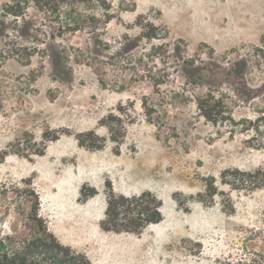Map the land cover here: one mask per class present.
<instances>
[{
    "label": "rangeland",
    "instance_id": "374dc122",
    "mask_svg": "<svg viewBox=\"0 0 264 264\" xmlns=\"http://www.w3.org/2000/svg\"><path fill=\"white\" fill-rule=\"evenodd\" d=\"M17 1L0 0L2 234L29 185L90 264L264 261V0H108L74 33ZM142 192L158 223L102 229L109 193Z\"/></svg>",
    "mask_w": 264,
    "mask_h": 264
},
{
    "label": "trees",
    "instance_id": "16d2710c",
    "mask_svg": "<svg viewBox=\"0 0 264 264\" xmlns=\"http://www.w3.org/2000/svg\"><path fill=\"white\" fill-rule=\"evenodd\" d=\"M29 3L44 16L54 15L58 29L71 33L85 28L96 29L109 18L108 0H18L14 8L10 7V13L14 17L22 16ZM95 10L102 13L103 21ZM62 15L65 16L64 21L59 22ZM260 119L264 121V118ZM256 172L264 182V165ZM240 175L247 187L260 185L244 180V176H248L245 173ZM21 193L22 201L17 213L22 219V230L18 233L11 231V234H2L0 230V264H90L83 255L60 244L47 232L44 221L38 216V196L34 189L28 185ZM160 205L150 192L133 196L109 193L101 227L104 231L138 233L161 220ZM224 264H264V261L253 253L248 258Z\"/></svg>",
    "mask_w": 264,
    "mask_h": 264
}]
</instances>
